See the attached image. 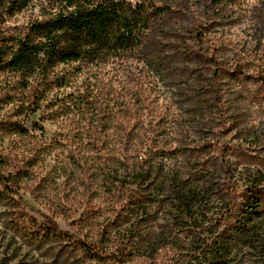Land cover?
<instances>
[{"label": "rangeland", "instance_id": "1", "mask_svg": "<svg viewBox=\"0 0 264 264\" xmlns=\"http://www.w3.org/2000/svg\"><path fill=\"white\" fill-rule=\"evenodd\" d=\"M39 5L40 0H35L34 7L13 21L25 24L39 13ZM198 7L209 30L203 52L220 59L226 69L222 78L214 76L216 66L205 58L173 56L170 67L154 75V82L124 80L115 86L119 99L131 108L129 114L137 111L138 116L144 109L148 128L162 133L159 137L167 140V146L183 151L177 162L192 181L201 177L204 168L203 175L212 180L198 211H209L205 227L214 230L221 222V231L233 223L221 218L224 211L242 201L238 191L245 190V181L239 180L238 170L264 169V83L260 80L264 78V0L223 1L214 15L207 13L206 3ZM8 81L0 80V97L6 95ZM76 87L63 91L75 92ZM56 99L57 87L27 122L29 136L0 131V152L10 162L36 157L23 188L0 198V264H103L82 248L91 247L107 228L118 257L122 253L130 259L125 264H197L192 258L198 245L190 241L191 232L176 223L175 206L154 204L146 215L137 207L123 210L121 198L109 190L92 192L94 181L99 184L103 177H92V162L86 157L97 154L79 144L76 132L68 135L72 126L59 128L53 113ZM12 113V104L5 106L0 121L15 119ZM73 157L89 162L69 163ZM223 165L232 169L227 177L221 173ZM230 183L236 184L234 192ZM262 199L264 234V193ZM47 219L68 234L44 236L39 226L49 227ZM208 235L214 238L216 233ZM232 256L229 264H264L259 249L235 245Z\"/></svg>", "mask_w": 264, "mask_h": 264}, {"label": "trees", "instance_id": "2", "mask_svg": "<svg viewBox=\"0 0 264 264\" xmlns=\"http://www.w3.org/2000/svg\"><path fill=\"white\" fill-rule=\"evenodd\" d=\"M223 1L228 0H40L39 13L17 24L13 18L34 7L35 0H0V80H10L6 95L0 97V110L12 104L15 117L0 121V131L29 136L27 122L57 87L53 113L59 128L72 126L68 135L76 132L79 144L97 154L86 157L92 162V177H103L99 184L94 181L92 192L109 190L121 198L123 210L137 207L146 215L154 204L175 206L176 223L189 230L190 241L198 245L192 258L197 264H229L235 245L264 255V169L238 170L239 180L245 181V190L238 191L242 201L221 216L233 223L220 231L219 222L210 230L205 227L209 211L198 210L212 179L201 168V177L192 181L177 162L183 151L167 146L159 137L162 133L148 128L144 109L138 116L137 111L129 114L131 108L119 99L115 84L154 82V75L168 69L173 56L205 58L216 66L214 76L222 78L226 69L220 59L203 52L209 30L198 5L206 3L207 13L214 15ZM73 86L75 92L63 91ZM22 157L10 162L0 152V198L10 190L18 193L29 179L36 157ZM82 159L73 157L69 163L80 165ZM220 170L225 177L232 171L224 165ZM234 184H229L233 192ZM47 221L49 227L39 226L44 236L68 234ZM101 232L91 247L82 248L85 254L103 264L129 262L122 253L118 257L109 229ZM209 232L216 233L214 238Z\"/></svg>", "mask_w": 264, "mask_h": 264}]
</instances>
